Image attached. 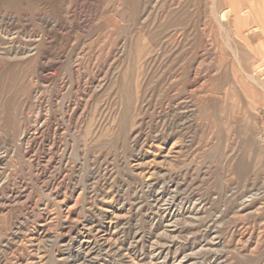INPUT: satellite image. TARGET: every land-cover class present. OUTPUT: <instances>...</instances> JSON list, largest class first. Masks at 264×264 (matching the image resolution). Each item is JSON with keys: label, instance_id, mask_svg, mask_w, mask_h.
I'll return each mask as SVG.
<instances>
[{"label": "rangeland", "instance_id": "obj_1", "mask_svg": "<svg viewBox=\"0 0 264 264\" xmlns=\"http://www.w3.org/2000/svg\"><path fill=\"white\" fill-rule=\"evenodd\" d=\"M0 13V264H264V0Z\"/></svg>", "mask_w": 264, "mask_h": 264}, {"label": "bare ground", "instance_id": "obj_2", "mask_svg": "<svg viewBox=\"0 0 264 264\" xmlns=\"http://www.w3.org/2000/svg\"><path fill=\"white\" fill-rule=\"evenodd\" d=\"M229 1V0H228ZM232 1V0H231ZM180 3V2H179ZM230 3V2H229ZM230 6V5H229ZM252 7V6H251ZM231 11L233 12V14H234V16H235V24L236 25H239L240 23V18L242 17V16H245V17H249L248 15H249V12H246V11H242V10H240V9H238V7L237 6H232L231 7ZM182 12H183V10H182ZM0 17L2 18V19H5V16L3 15V14H1L0 13ZM8 18V17H7ZM10 18H12L11 16H10ZM11 21V20H10ZM12 22V21H11ZM53 24V23H52ZM51 24V25H52ZM52 27V26H51ZM54 28V27H53ZM4 35H5V33H4ZM8 35V34H7ZM6 36V35H5ZM239 36L242 38V33H240L239 34ZM146 46V45H145ZM1 47V46H0ZM2 48V47H1ZM4 48V47H3ZM8 48V47H7ZM30 49V48H29ZM32 49H34V48H32ZM32 49H30V50H32ZM5 50V49H4ZM9 50V49H8ZM16 50V49H15ZM18 50V49H17ZM24 51V50H23ZM26 51V50H25ZM22 52V53H16L15 51V53L16 54H14L12 57H14V58H29L30 56H32L33 54H32V52L31 51H29V50H27V51H29V52ZM34 52H35V50H34ZM33 52V53H34ZM9 53V52H8ZM10 53H11V51H10ZM9 53V54H10ZM3 54V53H2ZM7 55V54H6ZM1 56V55H0ZM3 56V55H2ZM234 56H235V59L236 60H238L237 59V55L236 54H234ZM9 58H11L10 56H9ZM262 58V57H261ZM260 58V59H261ZM13 59V58H12ZM4 61V60H3ZM2 62V60L0 61V63ZM262 64V63H261ZM1 65V64H0ZM2 65H3V63H2ZM256 65L254 64L253 65V67H255ZM3 69H5V66H4V68ZM0 73H2V67L0 66ZM246 74H247V78L252 82V83H254L255 85H257V86H259L260 87V82L259 81H257L256 79H255V77L251 74H249V73H247V72H245ZM1 78V77H0ZM261 87H263V85L261 86ZM92 138H93V136H92ZM87 141H88V138H87ZM94 141V140H93Z\"/></svg>", "mask_w": 264, "mask_h": 264}]
</instances>
